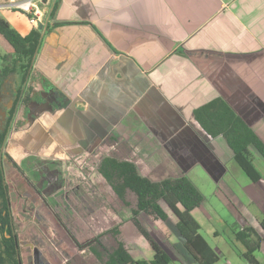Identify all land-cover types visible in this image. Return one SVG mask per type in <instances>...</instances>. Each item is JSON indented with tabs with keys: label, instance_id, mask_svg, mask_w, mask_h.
<instances>
[{
	"label": "crops",
	"instance_id": "1",
	"mask_svg": "<svg viewBox=\"0 0 264 264\" xmlns=\"http://www.w3.org/2000/svg\"><path fill=\"white\" fill-rule=\"evenodd\" d=\"M19 1L0 0V16L27 35L54 0L36 1L42 13L37 21L16 8ZM33 70L63 101L54 110L39 108L28 131L24 126L9 133L5 150L13 152L20 142L22 151L13 155L18 161L25 153L58 158L64 149L74 154L106 144L152 180L187 176L192 163L185 161L203 164L199 161L208 149L220 160L224 153L233 157L223 136L210 138L196 124L195 109L216 97L224 98L264 141V0H60ZM19 86L17 74L7 77L0 102L7 99L12 108ZM146 160H154L157 169L142 168ZM159 166L168 173L160 174ZM225 171L209 173L219 181ZM4 176L8 183L5 171ZM261 192L251 191L258 204ZM128 223L143 237L131 221L124 226ZM160 241L171 260L197 264L185 249L167 242L170 251ZM124 243L130 251V243ZM48 249L46 256L57 252ZM259 251L263 258L256 257L264 264V247ZM238 257L236 264H248Z\"/></svg>",
	"mask_w": 264,
	"mask_h": 264
},
{
	"label": "trees",
	"instance_id": "2",
	"mask_svg": "<svg viewBox=\"0 0 264 264\" xmlns=\"http://www.w3.org/2000/svg\"><path fill=\"white\" fill-rule=\"evenodd\" d=\"M59 1L56 0L50 19L54 17ZM0 36L9 46L4 54L0 53L3 61L0 75L6 79L11 74H17L20 77L18 89L20 91L35 59V51L43 40L42 38L39 42L41 31L34 27L29 34L21 35L0 16ZM194 116L196 124L210 138L220 135L224 137L233 152V159L253 183H258L262 179L254 158L258 155L264 160V141L224 98L216 97L199 106L195 109ZM7 126L8 121L0 129V162ZM99 170L119 197L124 198L128 191L135 195L136 207L132 209L133 215L129 220L153 250L150 259H135L126 244L118 240L117 247L106 254L103 264H170L171 257L164 246L137 217L145 214L156 221L171 224L169 214L161 206L160 201H164L177 217V222L171 226L183 247L197 264H215L220 260L218 252L201 234V225L193 215V210L204 201V195L188 176L152 180L142 175L134 162L114 158H105ZM11 196L0 164V264L21 262V258L18 259L20 256L18 235L13 228L10 209ZM259 227L262 233L248 224L235 233L236 239L245 247L244 250L236 249V252L248 264H260L255 253L264 247V219L259 222ZM118 231V227L109 230L114 235H117ZM94 240L98 241L99 237Z\"/></svg>",
	"mask_w": 264,
	"mask_h": 264
},
{
	"label": "flooded vegetation",
	"instance_id": "3",
	"mask_svg": "<svg viewBox=\"0 0 264 264\" xmlns=\"http://www.w3.org/2000/svg\"><path fill=\"white\" fill-rule=\"evenodd\" d=\"M34 60L26 81L13 97V107H7V99L0 102V111L3 110L2 115L0 114V129L8 121L2 165L7 162L14 172L7 184L9 191L12 189L15 193V198L11 196L10 209L13 228L18 235L21 258L19 264H55L50 258L51 255H47L50 260L46 256L47 247L52 246L57 249L56 253L65 259L64 264H90V252L95 250V246L105 254L117 247L118 242L115 247L109 249L105 237L111 234L114 239L123 241L120 237L121 227L127 222L123 216L124 198L116 194L99 168L105 158L120 161L126 159L106 144L90 145L91 150L74 154L64 149L58 158L25 153V157L20 161L14 158L19 150L22 151L20 142H13L16 146L13 147V152L8 153L5 150L9 133H19L24 126H30L29 121L32 122L36 118L39 108L50 107L54 110V107H60L63 101L60 93L43 86V83L34 77ZM15 76V73L10 75L11 78ZM32 81H37V86ZM26 130L28 131L29 127ZM22 135L19 136L21 138L18 137L20 140ZM2 169L4 172V168ZM109 190L115 194L117 202L110 199L107 194ZM109 210L113 212L112 219L118 220L117 225L110 228L118 227L117 235L109 232L108 228L95 225V221L102 218L96 215L97 212L102 211V215L107 218L112 216ZM86 230H89L88 234L85 233ZM34 231L39 232L47 243L35 240ZM97 236L99 240L95 241ZM40 247L43 253L39 251Z\"/></svg>",
	"mask_w": 264,
	"mask_h": 264
},
{
	"label": "rangeland",
	"instance_id": "4",
	"mask_svg": "<svg viewBox=\"0 0 264 264\" xmlns=\"http://www.w3.org/2000/svg\"><path fill=\"white\" fill-rule=\"evenodd\" d=\"M0 39H2L0 41V53L4 54L5 50H7V47L9 46L1 36ZM2 65L3 61L0 57V69ZM4 80L6 79L0 75V86L3 84ZM36 82L37 81H32V83H35V85ZM134 156L135 155H133V157ZM200 159L202 160H200L199 162H203V164L207 167H205L203 164L193 165V160L185 161V163L188 165L192 163L190 164L191 167L186 171L187 176L193 180L199 191L204 195V201L198 208L195 209V212L193 211V215L201 225V234L215 249H218V254L220 255V261L218 264H225L226 259L231 264H236L239 259V255L234 252V250H244L245 247L241 241L236 239L235 233L243 226H245L246 223L253 227H255L256 225L259 227V222L264 219V196L262 195V192L264 190V160L260 156L255 155L254 163L260 170L263 178L261 184H256L253 183L250 178L242 171L233 157H229V155L226 153L223 154V159L220 160L218 159V155L216 153H210V150L208 149V151H205V154L201 155ZM144 162L145 163H140L142 168L144 167L148 169L153 167L157 169L154 160H146ZM151 163H153V166L150 165ZM159 167L160 174L168 173V170H165L161 166ZM3 168L6 177L10 182L12 172L11 165H9L7 162H4ZM224 169H226V171L224 172L222 179L219 181L215 180L216 177H214L213 175H217L219 171H224ZM209 171L212 172L213 175H211ZM168 176L170 175L168 174L166 177ZM166 177H160V175H156V177L153 176L152 178L163 179ZM105 189L107 190V188ZM252 190H254L256 194H259L258 190L262 191L260 193V198L262 200L259 204L254 202L251 196ZM11 194L13 198H15V193L12 189ZM107 194L108 196H110V199L112 201L116 200L117 202V197L115 198V194L112 192V190H109ZM122 202L125 205V215L123 213L122 214L123 216H125V221H129V219H131L130 217L133 215L132 209L136 207V197L132 192L128 191L126 192L124 200H122ZM160 204L169 214V221L171 222V224H169L168 222L156 221L145 214H140L137 217L160 243V240H162L166 244V247L170 251L171 248L167 242L177 245L179 249H185L181 243V240L176 236L172 228V226L177 222V217L169 209L164 201H160ZM109 211L112 216H108L107 218L102 215V211L97 212L96 215H100L102 216V218L95 221L96 223L94 222L96 226L100 225V227L102 228L105 227L110 229L114 225H117L116 221L118 220H113V212L111 210ZM128 225L126 227L124 226V228L121 230V239L123 240V242L130 243V252L135 259H150L153 252L152 248L147 245V242L143 237L136 234L137 232L135 231V228L132 224L128 223ZM153 231L157 234V236ZM38 233L39 232L34 231L33 235L35 240H38V237H40ZM85 233L88 234L89 230H86ZM105 238L107 239L106 243L109 249L115 247L116 242H118V240L114 239L111 234ZM45 242L47 243V241ZM134 244H136L137 247ZM138 247L141 251L138 249ZM94 249L95 252L92 250L90 252V256L92 258L89 259V263L103 264L104 260L106 259V254L97 246H95ZM99 253L100 255H97ZM51 254L52 255L50 256V258L55 264H64L63 259L58 253L54 252L53 250ZM255 254L259 258H263V254L261 251H257ZM240 258L242 257L240 256ZM170 264H183V262L180 258H173L170 261Z\"/></svg>",
	"mask_w": 264,
	"mask_h": 264
},
{
	"label": "built area",
	"instance_id": "5",
	"mask_svg": "<svg viewBox=\"0 0 264 264\" xmlns=\"http://www.w3.org/2000/svg\"><path fill=\"white\" fill-rule=\"evenodd\" d=\"M37 0H22L16 3V8L22 10L25 14L31 17L32 20L37 21L41 18L42 13L36 6ZM230 264V263H228Z\"/></svg>",
	"mask_w": 264,
	"mask_h": 264
},
{
	"label": "water",
	"instance_id": "6",
	"mask_svg": "<svg viewBox=\"0 0 264 264\" xmlns=\"http://www.w3.org/2000/svg\"><path fill=\"white\" fill-rule=\"evenodd\" d=\"M55 2H56V0L53 1V3H52V5H51L50 9L48 10V12H47V14H46L44 20H43V21H38V22H37V28H38V30L41 31V37H40L39 42H41V40H42V38H43V36H44V34H45L46 27H47V25H48V22H49V19H50V15H51V12H52V9H53V7H54ZM38 49H39V45H38V47H37V49H36V51H35L34 58H35L36 55H37ZM5 140H6V139H5ZM5 140H4V144H5ZM4 144H3V146L1 147V159H2V152H3ZM0 164L2 165V161L0 162ZM2 168H3V167H2ZM47 249H48V247H47ZM48 250H49V249H48ZM49 251H50V250H49ZM51 253H52V252H51ZM49 255H50V254H49ZM51 255H52V254H51ZM18 259H20V256H18Z\"/></svg>",
	"mask_w": 264,
	"mask_h": 264
}]
</instances>
